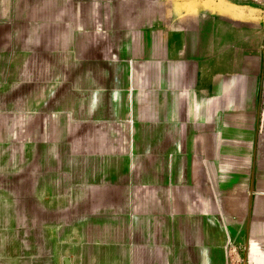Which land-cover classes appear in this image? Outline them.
I'll return each instance as SVG.
<instances>
[{"label":"crops","instance_id":"0c3cea01","mask_svg":"<svg viewBox=\"0 0 264 264\" xmlns=\"http://www.w3.org/2000/svg\"><path fill=\"white\" fill-rule=\"evenodd\" d=\"M204 3L0 0V264H264L263 83Z\"/></svg>","mask_w":264,"mask_h":264},{"label":"rangeland","instance_id":"374dc122","mask_svg":"<svg viewBox=\"0 0 264 264\" xmlns=\"http://www.w3.org/2000/svg\"><path fill=\"white\" fill-rule=\"evenodd\" d=\"M204 4L205 17L199 19L201 25L208 28L229 27L237 30L236 37L240 39L239 43L243 44V51H238L243 55L237 57L242 58L243 61L237 62L236 81L238 83L242 80L247 81L246 88L243 83L242 86L239 83L237 89L249 91L251 87L255 97L259 93L262 81L261 106L264 109V0H205ZM188 21L190 26L197 24L196 19L190 18ZM240 29L244 32L241 35H239ZM189 37L194 38L192 42L196 40V36ZM194 53L196 52L190 51V54Z\"/></svg>","mask_w":264,"mask_h":264}]
</instances>
